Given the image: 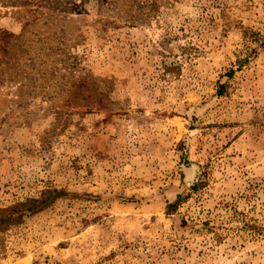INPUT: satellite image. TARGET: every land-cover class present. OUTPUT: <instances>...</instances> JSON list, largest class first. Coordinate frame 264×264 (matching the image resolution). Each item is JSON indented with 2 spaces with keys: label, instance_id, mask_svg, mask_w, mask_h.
Returning <instances> with one entry per match:
<instances>
[{
  "label": "rangeland",
  "instance_id": "374dc122",
  "mask_svg": "<svg viewBox=\"0 0 264 264\" xmlns=\"http://www.w3.org/2000/svg\"><path fill=\"white\" fill-rule=\"evenodd\" d=\"M24 8L0 6V208L58 195L0 264H264V0Z\"/></svg>",
  "mask_w": 264,
  "mask_h": 264
},
{
  "label": "trees",
  "instance_id": "16d2710c",
  "mask_svg": "<svg viewBox=\"0 0 264 264\" xmlns=\"http://www.w3.org/2000/svg\"><path fill=\"white\" fill-rule=\"evenodd\" d=\"M117 0H105V3H115ZM34 0H0L1 7H16L15 13L20 18L27 17V22L29 16L36 18L34 14L36 9L24 8L22 6L30 7ZM26 22V24H28ZM0 34H7L6 31L0 30ZM58 195L55 189L46 190L41 192L39 197H30L22 201H17L11 205L0 208V233L9 230L12 227L19 225L25 217L30 214L40 211L43 207L47 206L52 202L53 199ZM175 204H169V208L173 207Z\"/></svg>",
  "mask_w": 264,
  "mask_h": 264
}]
</instances>
